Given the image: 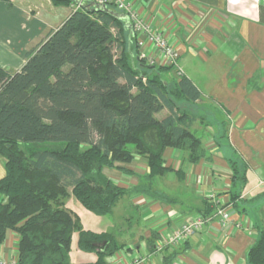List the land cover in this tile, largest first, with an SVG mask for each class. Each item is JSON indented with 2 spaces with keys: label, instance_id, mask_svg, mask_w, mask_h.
I'll list each match as a JSON object with an SVG mask.
<instances>
[{
  "label": "trees",
  "instance_id": "1",
  "mask_svg": "<svg viewBox=\"0 0 264 264\" xmlns=\"http://www.w3.org/2000/svg\"><path fill=\"white\" fill-rule=\"evenodd\" d=\"M52 2L71 6L75 0ZM172 70L140 58L126 22L89 4L32 48L19 72L0 68V244L10 231L19 236L18 264H70L74 233L80 250L96 255L95 264H108L123 248L111 234L84 230L66 206L72 196L98 216L111 214L126 196L171 202L154 188L157 178L174 171L165 151L187 152L193 164L206 157L191 129L203 95L185 75L164 79ZM164 110L168 116L157 119ZM136 157L149 170L137 185L120 186L105 173H133L122 165ZM239 163L231 162L235 205L247 183V167ZM218 204L206 198L202 217ZM246 264H264V231Z\"/></svg>",
  "mask_w": 264,
  "mask_h": 264
},
{
  "label": "crops",
  "instance_id": "2",
  "mask_svg": "<svg viewBox=\"0 0 264 264\" xmlns=\"http://www.w3.org/2000/svg\"><path fill=\"white\" fill-rule=\"evenodd\" d=\"M133 1L151 27L161 29L178 49V66L203 95L195 104L197 120L191 129L201 139L206 157L193 164L187 152L165 151L166 166L174 171L157 178L154 188L170 203L126 196L107 216L86 210L73 196L66 206L84 230L111 234L123 247L108 264H128L137 257L147 258V264H246L248 251L264 231V0ZM73 4L0 0V68L19 72L27 53L75 12ZM145 53L157 54L150 46ZM168 114L164 110L156 117L161 120ZM234 159L247 167V183L236 205L229 194ZM122 166L133 173H105L124 187L137 185L149 172L142 157ZM4 176L0 156V179ZM210 194L219 204L204 229L179 248L156 252L154 245L162 236L202 216ZM220 210L229 215L225 224ZM18 242L19 236L8 232L0 244V259L16 258ZM78 242L74 233L70 264H95L96 255L80 250Z\"/></svg>",
  "mask_w": 264,
  "mask_h": 264
},
{
  "label": "built area",
  "instance_id": "3",
  "mask_svg": "<svg viewBox=\"0 0 264 264\" xmlns=\"http://www.w3.org/2000/svg\"><path fill=\"white\" fill-rule=\"evenodd\" d=\"M89 3L97 6L112 5L119 12L126 15L129 23L133 27V32L140 49V58L145 59L151 65H157L159 63L160 66L172 67L175 69L176 77L178 78L184 76V72L178 66V60L181 56L178 49L168 41L165 33L161 29L151 27L150 23L141 15L133 0H79V3L73 4L74 10H81L84 5ZM147 46L154 49L157 54L153 56L145 53ZM207 199L213 204H216L218 201L215 194L208 195ZM219 215L221 216L223 224L229 220V215L226 211L220 210ZM206 223V219L202 216L192 219L177 230L162 236L154 245L155 251L160 253L165 248H179L191 237L200 232ZM147 260L145 257H137L128 264H147ZM0 264H18V261L16 258L11 261L0 259Z\"/></svg>",
  "mask_w": 264,
  "mask_h": 264
},
{
  "label": "water",
  "instance_id": "4",
  "mask_svg": "<svg viewBox=\"0 0 264 264\" xmlns=\"http://www.w3.org/2000/svg\"><path fill=\"white\" fill-rule=\"evenodd\" d=\"M75 3H79V0H75ZM89 5H91V3H89ZM101 10L109 13L110 15L116 17L117 19L124 20L126 22L128 29L130 30L131 36L134 34L133 27L129 23L128 17L126 15L110 11L109 9L106 8V6H101Z\"/></svg>",
  "mask_w": 264,
  "mask_h": 264
},
{
  "label": "rangeland",
  "instance_id": "5",
  "mask_svg": "<svg viewBox=\"0 0 264 264\" xmlns=\"http://www.w3.org/2000/svg\"><path fill=\"white\" fill-rule=\"evenodd\" d=\"M163 78L166 79V80H169L171 78H174L176 77V73H175V69H173L172 71H169V72H164L162 74ZM159 117H162V114H160ZM171 178H174V174L170 175Z\"/></svg>",
  "mask_w": 264,
  "mask_h": 264
}]
</instances>
